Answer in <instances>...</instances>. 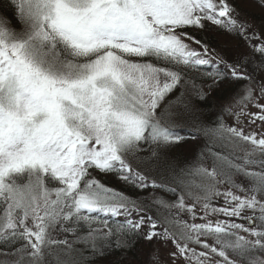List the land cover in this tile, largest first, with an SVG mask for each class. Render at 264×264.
<instances>
[{"label":"snow or ice","instance_id":"1","mask_svg":"<svg viewBox=\"0 0 264 264\" xmlns=\"http://www.w3.org/2000/svg\"><path fill=\"white\" fill-rule=\"evenodd\" d=\"M0 9L21 26L17 31L7 15L0 16V247L20 253L13 264H52L50 257L61 264L54 246L72 250V245L67 239H51L50 230L75 234L86 228L79 242L90 240L94 254L130 246L146 222L143 216L133 220L132 214L144 206L102 184L95 171L113 173L141 191L152 187L177 195L180 189L174 204L156 202L205 222L165 217L164 223L181 227L158 233L149 216L145 236L171 240L173 264L177 257L190 264H213L212 255L222 258L214 264H264V133L258 139L243 128L226 127L222 119L217 127L195 125L193 130L205 137L235 139L252 148L236 158L242 163L231 153H212L211 169H177L165 161L167 179L176 187L149 180L129 161L131 157L150 167L185 139L176 131L174 114L168 109L158 114L157 109L188 71L207 68L203 75L212 81L210 88L224 80L249 81L237 101L243 107L233 115L237 123L247 115L250 124H264V104L258 102L264 98V83L254 96L251 77L240 65L210 57L207 45L189 31L211 24L230 32L239 28L243 35L246 26L232 17L235 10L227 0H0ZM246 38L260 39L255 34ZM252 48L264 67V41ZM220 63L230 76L219 70ZM195 95L204 99L199 89ZM249 103L258 111L245 112ZM183 106L187 111L189 105ZM191 176L200 183L185 179ZM186 196L192 204L185 203ZM221 199L217 206L214 200ZM197 204L203 215L197 216ZM221 216L228 219H210Z\"/></svg>","mask_w":264,"mask_h":264},{"label":"rangeland","instance_id":"2","mask_svg":"<svg viewBox=\"0 0 264 264\" xmlns=\"http://www.w3.org/2000/svg\"><path fill=\"white\" fill-rule=\"evenodd\" d=\"M232 0H227V3L235 10L231 13L232 17L239 23L246 26V29L244 31L243 35H240L241 43L238 45L237 42L234 40L233 43H224L223 39H225L224 36H222V40L220 41V47L222 46L223 52L226 53V58L228 62L227 64L230 65H237L239 64L240 58H247L248 60L253 59L255 52L253 51L252 45H257L256 43H261V37L263 36L262 30L259 28V26L264 24V6H255L254 4H251L250 0H234L236 5L231 3ZM262 3H264V0H261ZM9 19V18H8ZM10 27L16 29L17 31L20 30V25L17 24L15 21L9 25ZM240 32V29H237ZM259 36L261 39H252L251 41L247 39L246 37L250 38L253 37V35ZM261 35V36H260ZM230 39V38H229ZM260 42V43H259ZM186 43H189L191 47L195 48L197 51H203L201 47H199L197 44L193 43L192 41H187ZM225 46V47H224ZM227 47V48H226ZM209 56L212 58H216V54L212 50H208ZM254 53V54H253ZM133 60H136L137 58L133 57ZM239 59L238 61H236ZM253 62V70L250 71L247 68H241L240 71L251 77L252 84L251 86L254 89V96H259V87L261 83H264V69H261L256 62ZM226 71L230 73L226 69ZM238 84H241L239 87L235 88L234 91L229 92L225 96L224 99L219 100L214 106L216 107V110L218 112V115H220V120H223V123L226 127H239L243 128V131L245 134L255 133L257 135V138L259 139L261 134L264 133V124H262L260 121H256L255 123H249V117L247 115H241L240 116V123H237L236 116L233 115V113L239 112L240 109L243 107L242 104H238V99L244 95V88L249 84V81L242 80ZM197 89L193 88L192 85H189L187 82L183 81L180 85L177 86L176 89H174L171 93H169L165 99L161 102L160 108L157 109V113L161 114L165 111V109H168L174 114V120L179 125L177 127L176 131L182 135V129H189L194 131L195 125H201V126H208V127H217L219 124V121L217 122L216 126L213 125L214 123L209 122L206 117L205 113L198 107L196 103H194V96ZM200 91H204L202 89H199ZM183 93V95H181ZM260 104H264V98L259 99L258 101ZM188 104L189 108L186 111L184 108V104ZM214 107V108H215ZM226 109H229L230 111H225ZM247 113H255L258 111L257 108L253 107L251 103L248 104L247 108L244 109ZM200 134L203 138V142L205 147L200 148V153H196L195 158H191L190 162L185 166L175 165L173 162L168 161L171 159V149H168L166 152L162 153V156H164L165 160L161 161L159 163H156L155 161L152 162V166L150 167H144L137 164L136 160L129 158L130 163L132 164L133 168L136 170H139L143 172L145 175L149 177V180L155 178L158 183L164 182L169 183L170 186L176 187L175 184H171V181L167 179V171L165 168V161L167 163H171L176 166L177 169L179 168H194L198 166H203L205 168L211 169L214 164V156L212 153H221L223 155H229L231 153L232 159L236 163H242V160L236 159L238 157H243L245 155V152L248 150H251L252 145L250 143H243L239 141L234 142H228V141H220L218 139H210L208 137H205L202 133L196 132ZM191 146V145H189ZM145 148H147V145H144ZM195 146H191L189 148H186L185 151L190 153L195 149ZM148 152H140L138 153L139 156H146L148 155ZM256 170V169H252ZM163 172V175H162ZM187 180H192L195 183H200V178L196 176L191 177H185ZM239 182V177L236 178ZM221 189H224L227 187V185H219ZM193 197L198 195L197 189L193 188L191 189ZM180 189L177 188V193L179 194ZM158 192H150L148 198L144 199L141 204L144 206L143 210L146 211V213L149 214V216L152 217L153 220L157 222V228L155 229L156 232L160 233L163 232L165 228H168L170 232H178L180 229V225L174 224V223H164V218L167 217L169 221H186L189 224L192 223H204L205 221L196 219L192 220L191 216L187 212H180L175 207L168 208L164 207L161 204L157 203V200L162 199L163 201H166L168 204H174L176 200L169 201V199H165L162 195L157 194ZM178 194L175 195L178 199ZM242 194V193H241ZM185 203L186 204H192L193 199L189 197H185ZM214 203L217 206H220L222 204L221 200H214ZM197 209V216L203 215V213L199 210L200 205H196ZM248 215H251V213H247ZM142 216L140 213L137 214L133 212L132 219L138 220ZM144 217V216H143ZM228 219L227 217H210V219ZM119 220H124V217L121 216L118 218ZM145 225L139 230L144 236L147 235L149 228L147 224V220L145 218ZM236 223L245 224L247 226V222L245 220L237 219L235 220ZM29 223H31L29 221ZM240 235H247L246 233L241 232ZM50 238L54 240H65L67 239L61 230H50ZM252 239L251 237H249ZM204 239V238H201ZM81 239H67L69 244L72 245V250H69L64 245H56L54 246V253L56 257H59V260L61 261V264H86V255L84 254L85 249L91 250V241L86 244L84 242H79ZM151 243V248L149 249V258L147 260L146 264H173V256L171 253L176 251V248L171 240L164 241L162 239L154 237ZM207 243L210 245H214L215 242L212 239H208ZM216 247H219V245H215ZM189 248H195L197 252L200 251H206V249L200 247L199 245L195 244H189ZM230 258L232 259H238L234 255H232L231 252L228 253ZM20 256V253H1L0 254V264H13L14 261H16ZM52 262V264H55V258L50 257L49 258ZM222 259L218 256L212 255V261L213 264L216 260ZM175 264H190L189 261L185 260L183 257H177L175 259Z\"/></svg>","mask_w":264,"mask_h":264},{"label":"trees","instance_id":"3","mask_svg":"<svg viewBox=\"0 0 264 264\" xmlns=\"http://www.w3.org/2000/svg\"><path fill=\"white\" fill-rule=\"evenodd\" d=\"M251 4H254L255 6H264V3H262L261 0H250ZM232 4L236 5L235 1H231ZM7 15L9 20H13L10 13H5L2 9H0V16ZM259 28L263 32L264 36V24L260 25ZM190 34L196 36L198 39L202 40L204 44L207 45L208 50H212L216 54V58H222L228 62L226 58V53L223 52L222 46L220 47V41L222 40V36L225 37L223 39L224 43H233L234 40L239 45L241 43V39L239 36V31L230 32L228 30H221L211 24H208L207 28L205 29H190ZM261 36V35H260ZM230 38V39H229ZM262 38V39H261ZM260 41H264V37H261ZM260 43V42H259ZM257 46L260 44L256 43ZM200 47V45H198ZM225 47V46H224ZM227 48V47H226ZM223 50V51H222ZM254 54V53H253ZM140 58H137L136 60H139ZM245 59L247 58H240L239 65L241 68H247L250 71L253 70V62H256V64L261 68L264 69V67H261V59L259 53H255L253 59L248 60L247 63H244ZM215 62V61H214ZM229 63V62H228ZM219 70L230 71L224 63H220L217 65ZM239 69V70H240ZM208 69H202V71H188L187 75L183 78V81L187 82L189 85H192L195 89H202L204 91V99H200L197 96H194V103L198 105V107L205 113L207 119L209 122L214 123L213 125L216 126L217 122L220 121V115H218V112L216 110V107L214 106L219 100H222L225 98V96H228L227 94L231 91H234L235 88L239 87L241 84H238L242 80L238 81H230V80H224L218 85H215L213 87H209V84H211V80L203 75V71H207ZM229 74V73H228ZM231 74H229L230 76ZM215 107V108H214ZM181 132L182 135L185 137L184 140H182L178 145L173 146L170 148L172 151L171 153V159L168 161L173 162L175 165L186 166L191 158L196 157V153H200V148L205 147L203 138L200 134L196 133V131H192L189 129H182ZM195 137L194 139L192 137ZM195 146L196 148L190 153L186 152L185 149L189 148L191 146ZM95 178L99 180L102 184L105 186L114 189L117 192L123 193L126 196L139 201L140 203L143 202L144 199L148 198L150 192H158L157 194L162 195L165 199H169V201L177 200L176 196L173 195L171 192L166 191L161 188H152L148 187L145 188L143 191L140 189L134 187L133 185L129 183H125L124 181H121L117 178V176L113 173H101L99 171H95L93 173ZM142 216H144L147 220V217H149V214L146 213L145 210H142L140 212ZM122 221V220H121ZM158 226V225H157ZM106 231V230H105ZM63 235L69 239H81L84 236L87 235V229L86 228H80L77 230L75 234L73 233H66L64 231H61ZM123 243V240H122ZM152 241H149L145 239V236L139 231L136 233V235L132 238L131 244L129 247L124 248H118V247H110L104 249V254H94L92 250H89L88 248L84 250V254L86 255V264H146L147 260L149 258V249L151 248ZM19 245H17L18 247ZM1 253H7L11 254L13 253L12 248L9 247H0V254Z\"/></svg>","mask_w":264,"mask_h":264}]
</instances>
